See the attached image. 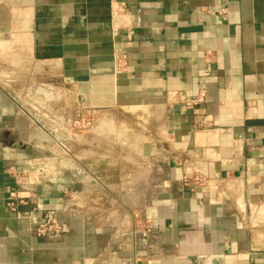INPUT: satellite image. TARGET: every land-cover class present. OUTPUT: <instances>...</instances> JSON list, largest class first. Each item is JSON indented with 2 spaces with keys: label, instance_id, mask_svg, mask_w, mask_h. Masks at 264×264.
<instances>
[{
  "label": "crops",
  "instance_id": "obj_1",
  "mask_svg": "<svg viewBox=\"0 0 264 264\" xmlns=\"http://www.w3.org/2000/svg\"><path fill=\"white\" fill-rule=\"evenodd\" d=\"M46 91L92 116L89 171L46 158ZM0 264H264V0H0Z\"/></svg>",
  "mask_w": 264,
  "mask_h": 264
},
{
  "label": "rangeland",
  "instance_id": "obj_2",
  "mask_svg": "<svg viewBox=\"0 0 264 264\" xmlns=\"http://www.w3.org/2000/svg\"><path fill=\"white\" fill-rule=\"evenodd\" d=\"M28 97L30 101L29 114L38 122L39 126L47 128L48 132L52 134L51 152L46 158L56 159L57 162H61L60 166L72 170L77 169L83 173L89 171V156L93 157L89 155V146L91 145L89 144V130L92 126V116L89 117L88 112L81 111L68 93L64 95L63 92L59 97H54L53 91H46L39 101H36L33 94ZM130 110L132 115L138 119L141 132L148 133L152 126L149 119L150 114H147L149 113L147 110L150 109ZM133 124V122L127 123L124 128L119 127L115 122L110 124V137L105 140V145L108 143V148H110V158L119 159L120 155L117 152L120 153L122 150L120 145L123 141H126L127 144L133 142L132 138H126L129 130L135 131L134 126L136 125ZM144 138L146 137H143L142 140ZM101 141L95 139L94 145H101ZM123 152L125 151L122 150L121 153ZM29 171L34 172L33 169H29Z\"/></svg>",
  "mask_w": 264,
  "mask_h": 264
},
{
  "label": "built area",
  "instance_id": "obj_3",
  "mask_svg": "<svg viewBox=\"0 0 264 264\" xmlns=\"http://www.w3.org/2000/svg\"><path fill=\"white\" fill-rule=\"evenodd\" d=\"M125 7L122 6L119 9V12H123ZM119 62V63H118ZM117 63L122 64V60L120 59ZM205 93L201 92L196 98L184 99V104L189 108H194L201 103L204 102ZM90 124V123H89ZM191 182H194L195 185H200L203 182V179L195 176L193 179H190ZM34 225V231L38 237H46V236H58L62 233V228L59 226L56 220L55 212H47L43 218L39 221L36 219H32Z\"/></svg>",
  "mask_w": 264,
  "mask_h": 264
}]
</instances>
